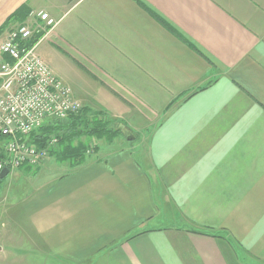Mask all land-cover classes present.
<instances>
[{
  "label": "crops",
  "instance_id": "crops-1",
  "mask_svg": "<svg viewBox=\"0 0 264 264\" xmlns=\"http://www.w3.org/2000/svg\"><path fill=\"white\" fill-rule=\"evenodd\" d=\"M15 12L55 21L36 54L83 109L122 126L23 201L47 255L264 264V0H0V46Z\"/></svg>",
  "mask_w": 264,
  "mask_h": 264
},
{
  "label": "built area",
  "instance_id": "built-area-1",
  "mask_svg": "<svg viewBox=\"0 0 264 264\" xmlns=\"http://www.w3.org/2000/svg\"><path fill=\"white\" fill-rule=\"evenodd\" d=\"M54 25L48 14L31 13L28 21L7 32L0 46V56L10 59L0 62V139L5 143L0 172L41 167L58 148L53 134L44 139L42 148L33 142L32 136L43 126L42 121H62L82 110L70 88L38 57L35 45L25 47L34 35L45 34Z\"/></svg>",
  "mask_w": 264,
  "mask_h": 264
},
{
  "label": "rangeland",
  "instance_id": "rangeland-1",
  "mask_svg": "<svg viewBox=\"0 0 264 264\" xmlns=\"http://www.w3.org/2000/svg\"><path fill=\"white\" fill-rule=\"evenodd\" d=\"M75 101L82 105L78 100L75 99ZM51 122L53 119L45 118L42 125L47 126ZM144 134L141 136L144 137ZM143 137H138L131 142L137 160H142V152L148 153V144L143 141ZM84 141L89 147L90 141ZM123 142L127 145L129 143L126 139ZM97 144L100 151L108 149L103 142H97ZM0 146V154H4L3 139H0ZM41 167L37 175L13 170L0 185V264H62L47 255L42 243L27 225L22 212L21 206L25 199L31 197L34 191L50 179L61 176L69 170L68 164H58L53 158L47 159ZM164 217L163 226H171L166 212ZM172 220L174 224H180L173 216ZM178 226H184V224Z\"/></svg>",
  "mask_w": 264,
  "mask_h": 264
},
{
  "label": "trees",
  "instance_id": "trees-1",
  "mask_svg": "<svg viewBox=\"0 0 264 264\" xmlns=\"http://www.w3.org/2000/svg\"><path fill=\"white\" fill-rule=\"evenodd\" d=\"M29 15L23 13L19 16L18 12H15L11 17L15 18L14 21L19 22L21 25L25 22L26 16ZM43 35V33L34 35L26 43L25 47H33ZM3 58H6V60ZM0 62H10V59L2 55L0 56ZM121 127L118 122L106 118L100 112L96 113L82 108L81 112L77 115H69L62 121H53L47 126H42L32 136V139L35 145L42 148L44 139L48 135H55L58 139V148L51 153V158L58 164H68L69 167L75 168L82 165L85 161L86 154H90L94 150V147H87V143L82 142V138L87 141H100L105 139L107 142H112L121 135ZM38 171L39 168L34 170L24 168L23 170V172L28 175H37ZM3 181L4 180H0V185ZM198 232L203 235L214 237V234L209 231Z\"/></svg>",
  "mask_w": 264,
  "mask_h": 264
},
{
  "label": "water",
  "instance_id": "water-1",
  "mask_svg": "<svg viewBox=\"0 0 264 264\" xmlns=\"http://www.w3.org/2000/svg\"><path fill=\"white\" fill-rule=\"evenodd\" d=\"M127 141H129V137L125 138ZM9 175V171L7 169H4L0 172V180H4Z\"/></svg>",
  "mask_w": 264,
  "mask_h": 264
},
{
  "label": "bare ground",
  "instance_id": "bare-ground-1",
  "mask_svg": "<svg viewBox=\"0 0 264 264\" xmlns=\"http://www.w3.org/2000/svg\"><path fill=\"white\" fill-rule=\"evenodd\" d=\"M51 18V17H50ZM20 25V24H19ZM4 56V55H3Z\"/></svg>",
  "mask_w": 264,
  "mask_h": 264
}]
</instances>
